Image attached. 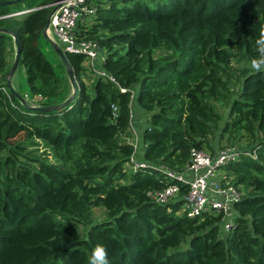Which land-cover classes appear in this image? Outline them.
<instances>
[{
	"label": "trees",
	"instance_id": "16d2710c",
	"mask_svg": "<svg viewBox=\"0 0 264 264\" xmlns=\"http://www.w3.org/2000/svg\"><path fill=\"white\" fill-rule=\"evenodd\" d=\"M58 1L0 6V264H88L97 245L109 264H264V71L251 68L264 0H89L76 36L106 50L108 77L87 85L85 56L67 53V104L73 86L39 46ZM14 43L38 105L8 84ZM225 139L247 141L223 167L243 188L231 231L154 200L176 182L160 167L184 173ZM139 148L151 166H135Z\"/></svg>",
	"mask_w": 264,
	"mask_h": 264
},
{
	"label": "built area",
	"instance_id": "2783aa9c",
	"mask_svg": "<svg viewBox=\"0 0 264 264\" xmlns=\"http://www.w3.org/2000/svg\"><path fill=\"white\" fill-rule=\"evenodd\" d=\"M88 1L64 0L60 7L57 4V8L50 16L49 29L56 38V45L63 51L85 56L84 66L94 73L92 75L108 77L107 73L98 67L99 63L105 60L102 53L106 51L97 43L80 41L76 36L78 24L84 19V14L94 12ZM111 79L114 81L113 78ZM132 143L138 145V141ZM241 151L236 146H223L215 154L193 149L191 161L184 173L160 167L161 171L167 173L168 177L176 182L164 191L154 194V200L160 204L181 200L179 215L201 217L209 213L212 216H222L224 230L231 231L234 219L233 206L243 197V188L236 186L232 178H227L223 167L237 160ZM246 154L250 153L246 152ZM133 161L136 167L146 166V163L137 158H133ZM182 183L188 185V191L184 195Z\"/></svg>",
	"mask_w": 264,
	"mask_h": 264
},
{
	"label": "rangeland",
	"instance_id": "374dc122",
	"mask_svg": "<svg viewBox=\"0 0 264 264\" xmlns=\"http://www.w3.org/2000/svg\"><path fill=\"white\" fill-rule=\"evenodd\" d=\"M61 0L58 1V3L60 2ZM57 3V4H58ZM93 18L91 20L90 17H87L84 21V23H86L87 26H91L93 23ZM39 46L42 50V52L44 53V55L46 56V58L55 66L57 72L59 74H62L64 75L68 80L69 79V75H68V72H67V69L64 68L65 64L63 62V60L61 59L60 55L57 53V51L54 49L55 47H53V44H51L46 38L45 36L43 35L40 40H39ZM11 49V52H10V56H11V71L13 69V66H14V63L16 61V44L14 43V48L13 46L10 47ZM106 51V50H105ZM106 53L103 52L102 53V56L103 57H106ZM101 62V61H100ZM99 68H101L100 66H98ZM88 74L90 76V78H87L88 75L86 76V83L87 85H91L92 82L94 81V78H95V75L93 76L92 75V72L88 69ZM7 81H8V84L13 88V84L14 85H17V83H19L21 86L18 87V93H24L25 97L28 99L27 102L30 104V105H38V100L34 99L32 96H27L25 93L26 90H23L24 87H25V83L27 84V78H26V73H25V69L24 67L22 66H19L17 67L16 71L14 72L13 75H8L7 77ZM28 86V85H27ZM14 89V88H13ZM15 90V89H14ZM236 91V89H235ZM29 97V98H28ZM217 109L223 114V116L225 117L226 114L228 113V106L226 104H222V103H218L217 104ZM132 133V132H131ZM133 134H131V140L136 143V139H133L132 138ZM233 142L235 143L234 146L236 147H245L247 146V141L245 139H240V140H236V139H233ZM226 147H232L231 143L229 142V140H224V143ZM129 169L131 168V166H127ZM95 217L97 219H103L105 217V214H104V211L102 209H98L96 208L95 210Z\"/></svg>",
	"mask_w": 264,
	"mask_h": 264
},
{
	"label": "clouds",
	"instance_id": "9594fccd",
	"mask_svg": "<svg viewBox=\"0 0 264 264\" xmlns=\"http://www.w3.org/2000/svg\"><path fill=\"white\" fill-rule=\"evenodd\" d=\"M256 45L259 58L252 60L251 68L255 72H262L264 71V29H261ZM88 264H109L107 250L103 246L97 245L88 258Z\"/></svg>",
	"mask_w": 264,
	"mask_h": 264
},
{
	"label": "water",
	"instance_id": "95a60500",
	"mask_svg": "<svg viewBox=\"0 0 264 264\" xmlns=\"http://www.w3.org/2000/svg\"><path fill=\"white\" fill-rule=\"evenodd\" d=\"M23 0H14V1H10V2H5V3H0V6H8V5H11V4H16V3H20L22 2ZM64 0H61L59 3H58V7L61 6V2H63ZM49 27V24L47 26V28ZM44 34V33H43ZM16 39V38H15ZM17 45V44H16ZM53 47H55L54 49L57 51V53L60 55L61 59L63 60L64 64H65V67L67 69V72H68V75H69V79H70V82L73 86V95L71 96V98L69 99V101H67L65 104L69 103L70 101H72L76 95H77V84H76V80H75V77H74V74H73V71L69 65V62H68V59H67V53L65 51H63L60 47H58L57 45H54ZM20 56H21V51H20V48L18 47L17 45V52H16V61L14 63V66H13V69L11 71V75L14 74V72L16 71L19 63H20ZM134 125V121L132 122V126ZM139 157V159H142L143 158V154H142V151L141 149H139L138 151V154L135 155L133 158H137ZM146 165L148 166H151L150 163H146Z\"/></svg>",
	"mask_w": 264,
	"mask_h": 264
},
{
	"label": "crops",
	"instance_id": "0c3cea01",
	"mask_svg": "<svg viewBox=\"0 0 264 264\" xmlns=\"http://www.w3.org/2000/svg\"><path fill=\"white\" fill-rule=\"evenodd\" d=\"M45 38L51 43L54 45H56V38L54 36V34L52 33V31L48 28L45 29L44 31V34ZM18 87H20L21 85L19 83H17V85H14L13 84V88L15 90H18ZM23 90H26L27 93H25L27 96H31V93H30V90H29V87L27 86V84L25 83V87ZM29 98V97H28ZM145 124V120H144V114L141 112V111H138L137 114L135 115V119H134V125H133V130H132V133L133 136L132 138L133 139H136L137 141H139V137H140V131L142 129V127L144 126ZM224 143V142H223ZM223 146H225V144H221V145H218L217 146V151L222 148ZM140 149V148H139ZM142 151V150H141ZM216 151V152H217ZM140 160V159H139Z\"/></svg>",
	"mask_w": 264,
	"mask_h": 264
}]
</instances>
